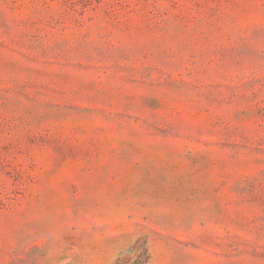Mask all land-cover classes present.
<instances>
[{"label":"rangeland","instance_id":"rangeland-1","mask_svg":"<svg viewBox=\"0 0 264 264\" xmlns=\"http://www.w3.org/2000/svg\"><path fill=\"white\" fill-rule=\"evenodd\" d=\"M0 264H264V0H0Z\"/></svg>","mask_w":264,"mask_h":264}]
</instances>
